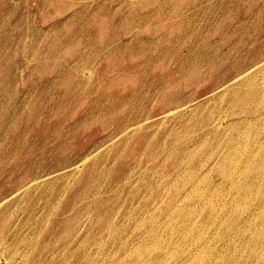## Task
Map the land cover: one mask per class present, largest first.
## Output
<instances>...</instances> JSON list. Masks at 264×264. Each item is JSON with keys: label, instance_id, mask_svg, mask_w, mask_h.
Instances as JSON below:
<instances>
[{"label": "rangeland", "instance_id": "1", "mask_svg": "<svg viewBox=\"0 0 264 264\" xmlns=\"http://www.w3.org/2000/svg\"><path fill=\"white\" fill-rule=\"evenodd\" d=\"M0 264H264V0H0Z\"/></svg>", "mask_w": 264, "mask_h": 264}, {"label": "bare ground", "instance_id": "2", "mask_svg": "<svg viewBox=\"0 0 264 264\" xmlns=\"http://www.w3.org/2000/svg\"><path fill=\"white\" fill-rule=\"evenodd\" d=\"M169 93V92H168ZM167 95V94H166ZM168 96V95H167ZM165 100H167V98H165ZM96 175H95V172L94 171H91V172H89V173H85V179L87 180L86 181V183L85 184H87V185H85V188L87 189V187H88V183H89V181L93 178V177H95ZM81 185H82V183H81ZM97 225H99V222H97Z\"/></svg>", "mask_w": 264, "mask_h": 264}]
</instances>
